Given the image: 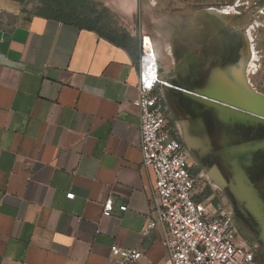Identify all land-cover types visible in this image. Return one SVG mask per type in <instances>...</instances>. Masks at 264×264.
I'll return each mask as SVG.
<instances>
[{"label": "crops", "instance_id": "1", "mask_svg": "<svg viewBox=\"0 0 264 264\" xmlns=\"http://www.w3.org/2000/svg\"><path fill=\"white\" fill-rule=\"evenodd\" d=\"M38 1L0 0V264H109L114 245L142 251L133 264H172L163 227L144 234L155 177L143 166L132 104L139 42L132 56L43 16ZM89 1L122 19L136 14L137 0ZM150 16L160 76L175 87L161 90L167 129L195 175L205 174L196 200L219 197L236 211L242 178L264 226V63H241L243 37L215 15ZM257 242L264 248V234Z\"/></svg>", "mask_w": 264, "mask_h": 264}, {"label": "built area", "instance_id": "2", "mask_svg": "<svg viewBox=\"0 0 264 264\" xmlns=\"http://www.w3.org/2000/svg\"><path fill=\"white\" fill-rule=\"evenodd\" d=\"M6 18L0 16V23ZM138 96L132 102L140 118V151L143 166L155 177L152 193L154 218L149 220L144 234L161 226L162 241L172 264H260L254 250L237 239L232 214L211 199L198 202V182L203 172L194 175L185 150L168 129L167 109L162 88H175L160 76L154 44L146 34L139 38ZM74 194L68 198L73 199ZM114 210L112 198L104 203L103 216ZM126 212L127 207L122 206ZM143 257L137 249L111 247L109 264H133Z\"/></svg>", "mask_w": 264, "mask_h": 264}, {"label": "rangeland", "instance_id": "3", "mask_svg": "<svg viewBox=\"0 0 264 264\" xmlns=\"http://www.w3.org/2000/svg\"><path fill=\"white\" fill-rule=\"evenodd\" d=\"M63 1L68 3L74 0H39L38 7H46L47 4L54 3L65 11L61 7ZM78 3L80 5L77 9L78 13L87 16H103L104 21L101 23L103 29L111 33H128L136 45L141 35H150L147 26L151 25L153 20L151 16L144 19V12H150L151 14L156 12H197L203 15L210 13L216 16L219 20L218 22L231 25L239 30V35L245 41L241 63H264V0H137L136 14L133 19L119 18L117 13H112L110 10L104 8L103 5L89 0H78ZM211 10L218 11L221 14H213L210 12ZM247 31L250 35L253 49V51L251 50V55L249 45L245 39ZM249 190L247 188L242 191L237 186L236 192L238 194L233 198L241 205L242 201H246L244 210H246V215L250 220L248 218L239 220L241 231L243 230V238L251 247H257L264 257V248L256 245L262 234H264V226L253 216L254 214L260 215V213L253 211L255 208L253 201L254 199L257 200V198L254 194H251L252 197H249ZM249 228L255 236L248 234Z\"/></svg>", "mask_w": 264, "mask_h": 264}, {"label": "trees", "instance_id": "4", "mask_svg": "<svg viewBox=\"0 0 264 264\" xmlns=\"http://www.w3.org/2000/svg\"><path fill=\"white\" fill-rule=\"evenodd\" d=\"M17 2H23V0H13ZM63 11L54 3H49L41 10V14L47 18L56 20H62L67 23H74L82 29H88L98 33L101 37L109 40L110 42L120 46L128 51L132 56L138 54L137 45L134 43L132 37L128 33H111L101 27V23L104 21L102 16L90 17L83 16L78 13L77 9L80 7L78 0L66 3L65 1L61 4Z\"/></svg>", "mask_w": 264, "mask_h": 264}, {"label": "flooded vegetation", "instance_id": "5", "mask_svg": "<svg viewBox=\"0 0 264 264\" xmlns=\"http://www.w3.org/2000/svg\"><path fill=\"white\" fill-rule=\"evenodd\" d=\"M244 44H245V41H244ZM180 141V140H179ZM181 142V141H180ZM181 144H182V147H183V149L185 150V153H186V156H187V160H188V163H189V154H188V151H187V149H186V147L183 145V143L181 142ZM189 165H190V163H189ZM190 168H191V170H192V172H193V174L195 175V172H194V167L193 166H191L190 165ZM256 196V195H255ZM234 196H232V200H233V204H234V206H235V209H236V211H234V209H232V208H225V209H227L231 214H232V218H233V225H234V228H235V230H236V235H237V239L239 240V241H245L244 240V235H243V233H242V231H241V228H240V224H239V220L240 219H243V218H249L247 215H246V210H244V207H245V203H246V201H242V205L236 200V199H234L233 198ZM257 198V197H256ZM211 200L213 201V203L215 204V202L216 203H218L217 205H220V206H222L223 207V203H222V201L220 200V198L219 197H215V198H211ZM257 200H258V198H257ZM260 208V203H259V200H258V210H255V209H253V211L254 212H259L260 213V215H256V214H254L253 216H254V218L261 224V219L263 218V213L261 212V210L259 209ZM262 225V224H261ZM246 242V241H245ZM246 244H247V247L248 248H250V249H252V250H254V252H255V254H256V259L258 260V262L260 263V264H264V257H263V254L261 253V251L260 250H258L257 249V247H251L247 242H246Z\"/></svg>", "mask_w": 264, "mask_h": 264}, {"label": "bare ground", "instance_id": "6", "mask_svg": "<svg viewBox=\"0 0 264 264\" xmlns=\"http://www.w3.org/2000/svg\"><path fill=\"white\" fill-rule=\"evenodd\" d=\"M210 12L213 13V14H216V15L221 14L220 12H218V11H213V10H211ZM146 36H147V41H148V43H149V44H154L152 37H151L150 35H147V34H146ZM245 39H246V42H247L248 45H249V52H250V55H251V52L253 51V49H252V46H251V39H250V35H249L248 31H247V34H246V38H245ZM251 50H252V51H251ZM252 54H253V53H252ZM239 183H240V185H239L240 190L244 191V190H246V189L248 188V187L245 185V183H244V181H243L242 178H240ZM251 190H252V189H251ZM246 192H248V191H246ZM251 194H252V192L249 190V194H248L249 197H252ZM253 199H254V198H253ZM256 202H257V201L254 199L253 203L256 204Z\"/></svg>", "mask_w": 264, "mask_h": 264}]
</instances>
